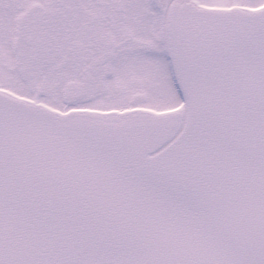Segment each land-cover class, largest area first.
<instances>
[{
	"label": "snow or ice",
	"instance_id": "1",
	"mask_svg": "<svg viewBox=\"0 0 264 264\" xmlns=\"http://www.w3.org/2000/svg\"><path fill=\"white\" fill-rule=\"evenodd\" d=\"M0 264H264V0H0Z\"/></svg>",
	"mask_w": 264,
	"mask_h": 264
}]
</instances>
